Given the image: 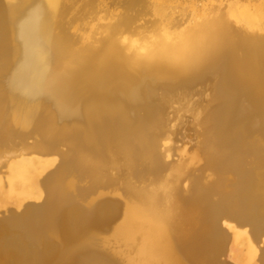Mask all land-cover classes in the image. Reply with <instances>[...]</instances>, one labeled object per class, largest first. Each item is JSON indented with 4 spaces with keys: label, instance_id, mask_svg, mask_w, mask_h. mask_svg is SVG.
<instances>
[{
    "label": "bare ground",
    "instance_id": "obj_1",
    "mask_svg": "<svg viewBox=\"0 0 264 264\" xmlns=\"http://www.w3.org/2000/svg\"><path fill=\"white\" fill-rule=\"evenodd\" d=\"M1 1L0 23L29 4L15 24L18 46L11 44L9 31L0 32V59L12 64L15 57L24 56L10 80L2 82L5 96L16 103L34 96L56 102L55 113H38L46 124L43 131L55 144L69 139L75 143L73 150L75 145L95 150L115 141L129 163L139 157L148 161L150 174L165 169L169 176L158 188L129 186L132 198L122 216L118 205L110 201L84 209L74 206L75 196L66 193L76 189L66 177L84 166L90 175L95 174L94 160H86L80 148L40 180L57 162L43 158L40 146L28 147L30 157L19 154L9 164V188L1 195L0 206L7 211L13 201L20 210L32 199L42 201L43 189L48 197L43 204L23 207V215L16 213L4 223V230L14 233L0 234V264H110L83 239L90 229L105 228L119 216L112 239L124 264H217L225 241L219 227L222 215L237 221L241 230L252 226L264 233L260 219L264 216V175H257L258 186L253 185L252 171L245 168L239 169L237 183L225 186L223 178L230 167L238 165L242 153L256 155L258 166L264 165L263 153L252 141L256 135L264 139V0H137L124 12L113 11L108 0H8L7 5ZM75 2L92 26L70 45L68 33L61 28L65 17L78 10H71ZM144 17L148 19L143 21ZM212 75H222L216 96L224 106L211 117L208 111L209 115L203 114L209 116L210 130L204 149L208 167L220 176L212 186L194 180L192 189L183 194L177 185L185 177L182 158L166 161L172 146L160 149L149 134L161 125V110L154 100L157 95L164 99L179 94ZM157 79L164 82L155 83ZM142 112L147 115L138 117ZM24 119L15 116L3 122L0 118V140L10 132L25 135L29 129ZM215 196L218 201L213 200ZM247 203L252 209L248 217L241 214ZM45 229L60 233L62 240L57 244L44 241L40 232ZM239 239L236 231L235 240ZM248 245L256 251L251 241ZM75 246L81 248L80 255L67 258L68 249ZM261 260L264 264V251Z\"/></svg>",
    "mask_w": 264,
    "mask_h": 264
},
{
    "label": "rangeland",
    "instance_id": "obj_2",
    "mask_svg": "<svg viewBox=\"0 0 264 264\" xmlns=\"http://www.w3.org/2000/svg\"><path fill=\"white\" fill-rule=\"evenodd\" d=\"M134 1L137 0H108L107 4L113 11L115 10V12H120V10L124 12L126 7H128L129 3H132ZM201 2L207 3V0H203V1L201 0ZM201 2L200 1L198 2L199 6L203 5ZM2 3L3 5H7L8 0L6 1L2 0L1 4ZM73 4L74 6L72 5L71 10L73 11L77 7L78 10L76 9L73 12L70 10V12L72 13H69L68 16L65 17L64 25L61 28V31L64 30L62 31L63 33L66 32L68 33L67 39L69 40L70 45L71 44L75 45L77 41H79V35L88 33L92 26L88 18L89 16L83 13L84 11H82V9L79 8V3L75 2ZM28 6L29 4H25L24 7L20 8V10H17L18 12L15 11L16 13L9 16L10 19L7 18L2 23H0V32L2 30L9 31L10 34L9 40L14 47L19 45V41L16 39V35H15L16 34L15 24L17 23V19L22 15V13H24L25 10H27L26 7L28 8ZM135 8L136 10L140 9L139 6ZM146 19L148 18L144 17L143 21ZM141 21L142 19L140 20V22ZM102 22L104 23V21ZM97 23L99 22L98 21L94 22V24ZM1 37L2 36L0 35V38ZM139 51L140 53L144 52V50L141 49ZM23 58L24 56L20 54L19 56L15 57L14 60L15 63L13 62L12 64L9 63L5 64L2 61V59H0V88L3 87V89L1 88V91L2 94L4 95L2 98L0 97V118L4 122L12 118H15V116H17L20 119H24V117L27 116L26 119H24V121L26 120L25 121L26 129L27 128L29 129L26 131L25 135H20L16 132L13 133L10 132L8 133L7 136L4 137L6 141L4 139H2V141L0 140V179L2 178L0 182L1 184L4 182L2 184L4 185L3 189L2 190L0 189V197L6 195L7 193L6 191L9 188L7 186L9 184V176H10L9 164L15 161L20 156L19 154H23V156L25 157H30L32 152L26 153V149L28 147H34L36 145L40 146L43 149V155H42V157L44 156L43 158H50L51 160L55 159V164L57 162L56 164L57 168L61 165L65 156L68 155L72 158V156L75 155V152L80 151L79 150L80 148L81 151L82 150L84 151V152L82 151V153L85 155L86 160H91L92 163L94 160V169L97 170V171L94 170L95 174L90 175L91 173L89 174L86 170L87 166H84V168H82L79 171V173L73 175L69 174L68 177H66L67 178L66 182L67 183L74 182L76 187L75 190L66 191V193L68 194L70 193L69 195L72 194L73 197L75 196L73 198L74 206H79V207L82 206L81 208L84 209L92 208L101 203H105V202L107 203L110 201L111 204L116 203L119 206L118 207L115 204V206H117V208L121 211V216H122L127 203H129L130 199L132 198V196L130 195L131 194L130 190L128 189L129 186H132L136 189L158 188L160 186L159 184H161V182L163 183L164 180L168 178L169 173L165 169L163 171H160L159 173L157 172L154 175L150 174L148 170L149 169L148 167L149 164L147 163L148 161L141 158L140 160L138 159L139 157H135L133 159L134 160V162L132 161L133 164L129 163L127 161V158L121 153L119 149L120 145L118 146V144L115 141L111 142L108 147L105 146L103 147V149H95V150L87 149V147L83 148L84 146L79 147V145H75L76 148H74L73 150L72 145L75 143L72 144V142L69 139H68L69 141L66 140L64 142L55 144L53 138L48 136L45 133V131H43V129L45 130L46 124L44 119L40 118V115L38 116V113L42 114L49 111L55 113L56 102H54L53 100H48L44 96H34L35 98H25L24 102L16 103L17 101L10 100L4 94L5 91L2 82L3 81L6 82L10 80L12 74L16 71L17 67L23 61ZM221 76L222 75L208 76L209 78H207L204 82L194 85V87L192 86L189 89H185L182 92L180 91L179 94L175 93L172 96L164 99H161L160 98L161 96L157 95L155 98L156 100H154V104L157 107H159L161 110V113L158 116L159 123L161 125H159V127H157L155 130L150 131L149 134L152 138H155L157 142H159L160 149L163 150L165 147L172 146V148L169 151V157L165 156L166 161L169 162L174 161L175 163V161H178L179 159L182 158L181 163L185 165V169H184L185 177H183L182 178L183 180L180 181L181 183L180 184L177 183V185L178 187L180 186L179 191L180 192L182 191L181 193L183 194H186L188 191H190V189H192L194 180H197L200 184L202 183L203 186H212L217 182V180H219L220 175L216 174V172L213 169L208 167L209 166L208 163H206L207 160L205 159L206 157H205L204 148L207 146V143H209L207 133H210V130L208 129L206 122L207 117L209 119V116L211 117L216 113V111L218 112L220 109L223 108L221 106L223 105V103L222 102L220 103L221 100L218 101V97L216 96V90L222 82ZM161 82H164V80L157 79L155 81V83H161ZM161 93L163 92L161 91ZM15 95L20 97L19 94H15ZM190 109L194 111L190 112L189 111ZM198 109L199 111H197ZM204 111L205 112L208 111L210 115L208 112L205 113ZM203 114L205 116L206 114H208L209 116L205 117ZM146 115L147 114L145 112H142L138 114V117L143 118ZM20 116H22V118ZM167 136L169 137L168 139H166ZM50 140L52 141L49 142ZM252 141L257 143L256 145L261 151L260 155H262L263 153L262 156L264 157V148H263L264 139L262 137L259 138V136L256 135L252 138ZM137 145L138 144L135 142L132 143V146L136 147V149L138 148ZM76 149L77 151H75ZM52 150L53 153H50L52 152ZM95 157L97 158V160L95 159ZM257 163H258V159L256 155H247L245 153H242L238 165L230 167L229 173L223 174L225 175L223 176V178H225L224 183L225 182L227 183V184L225 183V186H230L232 183L234 182L237 183L239 181L240 168H245V170H251L254 178L253 185L258 186V181L256 180L257 175L259 174L264 175V165L258 166ZM162 164L166 168V163L163 160H162ZM57 168L53 169V171L51 170L52 168L49 169V172H47L43 178L40 177V180H44L48 176V174L50 175L52 172L56 171ZM95 181H98L100 183ZM80 191L82 192V194ZM43 192H44V199L42 201H38V202H42V204L44 203V200L47 199L46 197H48L47 196L48 193L45 189H43ZM88 192L91 193L89 194ZM78 194H80L79 197ZM36 200L37 199H32L31 201L28 202H36ZM213 200L218 201L219 197L215 196ZM10 202H7L10 203L9 206L6 203L8 208L7 211L8 210L11 211V209H16L17 211H19L16 206L17 204L15 205L13 201ZM90 204L92 205L89 206ZM68 208L64 207L63 209L66 210ZM5 210L6 208L4 209L3 206H0V234L6 231L4 230L5 228L4 223L7 220L11 219L12 217L18 215L16 213L13 214L7 213V211ZM24 210L25 208L22 210L20 216L24 214ZM250 213H252V209L250 205L247 203L245 206L242 207L241 214L248 217ZM121 218L122 217L119 216L117 220H115L105 228L90 229L89 232L86 233L87 235L86 238L83 239L85 240L86 245L91 247L95 252H97L102 256L104 255L103 257H107V259H109L110 261V264H124L123 259L119 257V255L116 253L117 245H115L112 239L113 228L121 222ZM220 218L221 220L219 219L220 220L219 224L221 227H223L226 230L227 233L225 234V232L221 230L225 237V241L222 248V252L217 256V264H223L224 261H228L235 264H263L261 260V253L262 251H264V233L262 232L263 230L259 229L261 230L260 232L259 230L255 231L254 227L252 226H245V228L243 227L241 230V228L237 226L239 225L238 223H236L237 221L230 219V217L226 215H222ZM260 219L261 221H264V216L260 217ZM234 231L240 232V239L238 241L235 240ZM12 232L14 233L13 229ZM12 232L11 230L8 229L6 231L7 234L6 233L4 234L13 235ZM40 234L41 237L44 236L42 239H44V241L50 244L53 243L57 244L62 240L60 233L49 231L48 229L41 231ZM253 234L255 235L257 234L259 237L255 238L254 237L255 235ZM241 235H245V236H241ZM25 241L24 242L26 244L28 245L31 244L30 246L34 245L32 240H25ZM248 241H251L253 243V246L257 247L256 251L252 252L249 249ZM4 249L5 250L10 249L9 251L11 250L13 251V249L8 247H4ZM70 249H68L69 250L68 253L70 254L67 255V258L73 256L76 257L80 255L79 253H81L80 247L75 246V247H71ZM65 263L66 261H64V263L62 261L60 264H65Z\"/></svg>",
    "mask_w": 264,
    "mask_h": 264
},
{
    "label": "water",
    "instance_id": "obj_3",
    "mask_svg": "<svg viewBox=\"0 0 264 264\" xmlns=\"http://www.w3.org/2000/svg\"><path fill=\"white\" fill-rule=\"evenodd\" d=\"M55 168H57V165H56V167H54V168H52L51 170L53 171V169H55ZM50 170V171H51ZM42 202H27L26 204H24V206L23 207H25V206H28V205H39V204H41ZM23 207H22V209H20L19 211H17L16 209H11V211L13 212V213H21V211L23 210ZM219 227L221 228V230L223 231V232H225V234L227 233L226 232V230L223 228V227H221L220 226V224H219ZM223 264H235V263H231V262H228V261H224L223 262Z\"/></svg>",
    "mask_w": 264,
    "mask_h": 264
}]
</instances>
